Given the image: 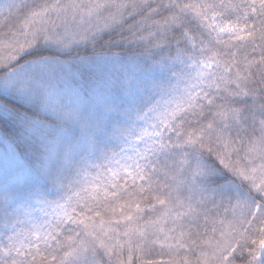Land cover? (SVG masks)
<instances>
[{"label": "snow or ice", "instance_id": "obj_1", "mask_svg": "<svg viewBox=\"0 0 264 264\" xmlns=\"http://www.w3.org/2000/svg\"><path fill=\"white\" fill-rule=\"evenodd\" d=\"M0 264H264V0H0Z\"/></svg>", "mask_w": 264, "mask_h": 264}]
</instances>
